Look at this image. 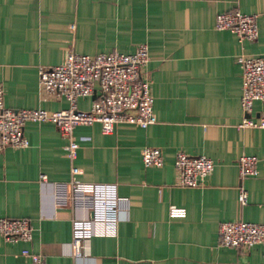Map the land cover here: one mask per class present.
Here are the masks:
<instances>
[{
  "label": "crops",
  "instance_id": "obj_1",
  "mask_svg": "<svg viewBox=\"0 0 264 264\" xmlns=\"http://www.w3.org/2000/svg\"><path fill=\"white\" fill-rule=\"evenodd\" d=\"M256 15L258 37L241 39L215 28L217 14ZM148 47L143 74L150 81L156 123L143 129L118 123L111 134L98 124L77 125L74 159L51 122H27L28 147L0 152V217L27 218L29 242L0 236V264H264V244L232 249L219 244L224 221L264 223V129L239 128L240 56H264V0H0V84L6 108L66 109L38 88L41 67L61 64L67 52L130 54ZM93 97L77 99L88 110ZM251 116H264V100ZM144 147L159 148L160 166L145 167ZM177 152L204 155L213 171L199 187L177 184ZM257 159V173L241 179L236 161ZM76 172L73 174L72 169ZM46 176L42 181L41 176ZM112 183L122 199L114 232L92 224L86 253L70 255L71 220L91 214L56 208L55 182ZM247 203L237 200L238 187ZM171 207L184 209L171 217Z\"/></svg>",
  "mask_w": 264,
  "mask_h": 264
},
{
  "label": "built area",
  "instance_id": "obj_2",
  "mask_svg": "<svg viewBox=\"0 0 264 264\" xmlns=\"http://www.w3.org/2000/svg\"><path fill=\"white\" fill-rule=\"evenodd\" d=\"M217 30H227L241 39L254 41L258 37L256 15L238 10L222 12L215 18ZM149 60L148 47L140 44L130 54L118 52L95 55L67 52L61 64L41 67L38 71L39 91L55 99L64 98L68 107L57 111L42 109L13 110L3 105L4 90L0 84V152L7 148L23 149L28 140L23 133L27 122H51L65 140L64 155L73 160L78 144L73 139L77 125L98 124L103 134H111L118 123H131L145 129L156 123L153 112V97L150 81L143 69ZM242 68L240 107L244 114L239 128L264 129V116H251L253 103L264 100V56H240ZM93 97L88 110L77 108V99ZM141 159L145 167L160 166L163 158L159 148L144 147ZM177 184L182 187H199L213 171L214 162L204 156H191L177 152L174 157ZM241 179L257 173V159L241 155L237 161ZM76 172L75 168L72 173ZM45 181L46 176L42 175ZM56 208L68 207L90 213V218L71 220L70 255L78 259L88 247V240L95 233L92 224L103 225L108 232H114L120 220L122 199L117 186L112 183L79 182L73 177L67 182H55L52 188ZM237 200L247 203V191L240 185ZM171 217H182L184 209L171 207ZM219 244L232 249H248L264 244V223L246 221H224L218 228ZM0 236L6 242H29L32 226L27 218L0 217ZM21 255L30 264H44L40 254L23 249Z\"/></svg>",
  "mask_w": 264,
  "mask_h": 264
}]
</instances>
